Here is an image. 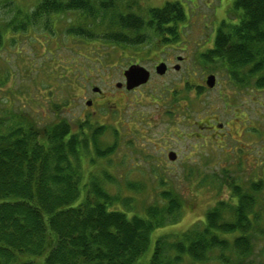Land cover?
<instances>
[{"label":"rangeland","instance_id":"obj_1","mask_svg":"<svg viewBox=\"0 0 264 264\" xmlns=\"http://www.w3.org/2000/svg\"><path fill=\"white\" fill-rule=\"evenodd\" d=\"M40 1L0 0V117H8L9 112L30 113L42 124L58 118L78 123L85 120L83 110L87 115L91 112L86 101L98 97L93 87L103 91L105 108L90 122L105 128V144L112 143L117 128L121 139L136 140L138 153L125 170L137 169L127 175L129 180L149 185L151 194L141 195L138 205L143 206V200L153 203L152 196L171 187L184 201L177 222L152 235L138 264L147 263L160 234L179 237L201 227L216 202L228 199V183L235 179L248 185L264 181V89H254L250 83L239 89V84L230 81L229 71L219 63H206L203 57L214 46L221 23L233 22L236 0H99L108 6L101 16L81 23L83 14L78 10L45 15L27 24L24 32H14L19 23L13 27L10 22L34 12ZM167 3H180L186 12V21L176 28L177 39L170 35L169 41L163 42L154 31L145 30L141 35L142 30L116 25L119 16L145 18L148 9ZM114 35L131 40L144 35L148 38L137 45L118 42ZM160 61L181 68L163 77L154 72L150 82L136 92L116 87L117 82H124L123 71L131 63L154 71ZM210 74L217 77L214 88L206 82ZM167 99L174 103L172 108L163 104ZM218 123L224 131H216ZM172 150L178 154L175 162L168 159ZM116 170L122 177L123 170ZM156 170L161 179L153 177ZM198 171L224 177L228 183L213 189L201 184L200 176L192 178ZM162 181L167 185L161 186ZM122 187L126 189L124 183ZM255 244L257 252L252 260L257 264L263 258L259 254L264 237ZM213 260L216 262L210 264H220Z\"/></svg>","mask_w":264,"mask_h":264},{"label":"trees","instance_id":"obj_2","mask_svg":"<svg viewBox=\"0 0 264 264\" xmlns=\"http://www.w3.org/2000/svg\"><path fill=\"white\" fill-rule=\"evenodd\" d=\"M107 8L99 0H42L34 12L10 24L19 23L14 32H24L42 16L77 10L82 23ZM235 8L238 22L221 23L204 61L219 63L239 89L248 83L264 89V0H236ZM186 19L180 3H167L148 9L145 18L119 16L116 25L142 30L141 35L154 31L167 42L170 35L177 39L176 28ZM2 38L0 30V47ZM114 38L141 45L148 37ZM8 114L0 117V264H138L152 235L177 222L184 201L173 187L153 194V203L138 205L141 195H151L149 185L129 180L127 175L137 169L125 170L126 164L138 150L134 139H121L120 129L105 144V128L85 121L58 118L42 124L30 113ZM196 173L192 178L200 176L201 184L213 189L228 183L224 177ZM152 175L162 177L158 170ZM238 181L228 183V199L216 202L201 227L179 237L157 236L146 264H210L213 258L220 264H256L255 243L264 237V181ZM259 255L263 258L257 264H264V245Z\"/></svg>","mask_w":264,"mask_h":264},{"label":"flooded vegetation","instance_id":"obj_3","mask_svg":"<svg viewBox=\"0 0 264 264\" xmlns=\"http://www.w3.org/2000/svg\"><path fill=\"white\" fill-rule=\"evenodd\" d=\"M237 11V10H236ZM239 14H240V11L238 10L237 11V15L234 17V20H236V23L238 22L237 20H238V18H239ZM218 30V29H217ZM216 35H217V33H216ZM215 40H216V36H215V39H214V43H213V45L215 44ZM178 58H179V56H178ZM183 59L182 60H180V61H183L184 60V57H182ZM179 60V59H178ZM161 62H165V61H160V62H158L157 64H156V66H155V70L154 71H151L150 69H148L147 67V69L149 70V72H150V78H149V80H148V82L146 83V84H148L149 82H150V80L152 79V77H153V75H154V72H155V74L156 75H158V76H160V77H163V76H165L166 74H168L171 70H176V71H179L180 70V68H181V66L179 65V64H175L172 68L169 66V64L167 63V62H165L166 63V65H167V69H166V72H165V74L164 75H160V74H158V72L156 71V67L161 63ZM134 64H140V63H131L126 69H124V71H123V77H124V82H122V81H119V82H117L116 83V87L118 88V89H121V88H123V86H125V90H126V92H136V91H139L140 90V88L141 87H144L146 84H143V85H140V86H138V87H135V88H133V89H127V86H126V77H125V71L130 67V66H132V65H134ZM142 65V64H141ZM142 66H144V65H142ZM145 67V66H144ZM216 84H217V77H216ZM215 84V85H216ZM95 87H97V88H99L98 86H94L93 87V91L95 92V94L98 96L95 100H93L92 98L90 99H88L87 101H86V107L87 108H89L90 110H91V112H90V114L89 115H87L86 114V110H83L82 111V114L84 115L83 117L85 118V120H82L81 119V121H85V122H88V123H90V124H92V122H90L91 121V117L92 116H94V115H97V114H99V112L98 111H100L101 112V110L102 109H104L105 108V105H106V103L104 102V100L106 99H103L102 98V95L104 94L103 93V91H101V89L99 90V91H95L94 90V88ZM215 87V86H214ZM213 87V88H214ZM122 90V89H121ZM229 97V96H228ZM158 99H160V96H158ZM163 104H165L166 106H168V107H170V108H172L173 107V105H174V103L173 102H171V100H169V99H167V101H164V103ZM97 106H99V108H101L100 110H97L96 108H97ZM102 107H104V108H102ZM93 109V110H92ZM177 110H180V111H183L184 109H178V108H176ZM112 112V111H111ZM170 112V111H169ZM98 116H100V115H98ZM93 125V124H92ZM217 130V132H220V131H224V126H223V124H221V123H218L217 124V128H216ZM135 142V144H136V140L134 141ZM170 152H175V151H169V153ZM168 153V154H169ZM176 153V152H175ZM177 154V153H176ZM168 159H169V157H168ZM178 159V154H177V158L173 161V162H175L176 160Z\"/></svg>","mask_w":264,"mask_h":264},{"label":"water","instance_id":"obj_4","mask_svg":"<svg viewBox=\"0 0 264 264\" xmlns=\"http://www.w3.org/2000/svg\"><path fill=\"white\" fill-rule=\"evenodd\" d=\"M178 59L182 60L183 58L179 57ZM166 69L167 65L165 62H161L156 67V71L160 75H164ZM125 77L127 89H133L140 85L146 84L150 78V72L146 67L142 66L141 64H134L125 71ZM206 82L210 88H213L216 84V76L214 74H210L207 77ZM94 90L99 91L100 89L95 87ZM168 157L170 161H174L177 158V154L175 152H170L168 154Z\"/></svg>","mask_w":264,"mask_h":264}]
</instances>
